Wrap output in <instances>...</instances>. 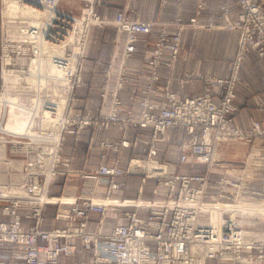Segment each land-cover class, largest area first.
Masks as SVG:
<instances>
[{
  "label": "built area",
  "instance_id": "1",
  "mask_svg": "<svg viewBox=\"0 0 264 264\" xmlns=\"http://www.w3.org/2000/svg\"><path fill=\"white\" fill-rule=\"evenodd\" d=\"M79 1L85 5L80 18L66 9L67 4L73 5ZM231 1L223 0V21L220 27L240 32L233 73L228 78L188 73L182 81L200 80L204 89L202 94L179 95L170 89L168 81L162 98L157 100L154 96H160L161 91L154 86V82L159 79L156 70L158 67L170 68L181 58L184 32L201 28L197 17L189 21H184L181 16L169 21L143 20L130 18L127 8L118 12L115 17H102L97 11V7L102 4L101 0H19L21 5L52 11L49 18L43 17L45 21L42 25L34 28L26 19L19 17L12 20L4 16V0H0L2 74L5 68L12 69L9 67L14 64L25 65L22 69H27L32 58L39 54L45 43L52 47H65V52L55 54L53 60L62 68L68 67L70 63L72 66V70L55 79L60 81L49 77L50 86L36 92L38 102L34 98L33 102L28 103L31 107L23 110L30 115L34 114L33 125H28L25 133L13 135L11 142L7 141L13 147V155L1 159L2 162L24 163L34 169V165L46 163L50 164L48 173L51 174H46L44 183L42 174H26L27 184L44 189L41 190V199L44 201L39 208L32 204L29 196L19 200L17 196H4L0 192V214L12 218L10 222L0 219V246L10 243L19 250L1 256L0 262L64 264L61 257L75 255L79 250V246L71 242L78 239L82 250L91 252L88 264H264V241L254 240L253 234L249 233L263 229L261 226L264 225V216H255L247 211H240L239 215L229 213L231 207L237 205V198L241 194L264 200V121L253 119L247 129L237 126L235 122L240 59L253 50L264 60V0H236L240 8L236 19L229 17ZM108 26L114 27L118 33H126L123 62L116 83L117 91L131 89L132 81L127 74L126 63L137 52L141 36L157 31L155 40L150 42L151 48L143 58L152 71L149 86L144 91L145 96L139 103V117L133 115L132 108L122 102L117 92L113 93V101L107 112L75 110L77 89L84 83L82 71L85 51L93 28L101 27L105 30ZM71 35L73 40L66 42ZM38 41L40 48L37 46ZM8 57L10 60L6 62ZM111 68L110 66L106 72L101 86L103 97L108 92ZM63 79L66 80L65 83ZM254 104L264 115V93L261 98L254 97ZM9 113L10 108L6 111V107H0V132L3 130V118ZM85 127L99 130L152 128L147 160L159 163L165 174H146L144 178L157 180L158 186L169 189V195L166 198L140 199L136 202L123 199H118L122 203L96 202L94 198L100 197L95 189L100 184L108 187L104 198L114 199L111 197L112 191L117 188L114 179L123 174L118 166L101 165L94 173L82 174L83 178L97 184L93 191L87 189L81 196H51L49 184L56 174L55 168L71 162V158H63L60 154L64 133L78 134ZM171 128L181 129L189 136L180 146V163L206 164L209 168L219 166L225 169L214 183L211 181V171L177 174L175 166L155 159V142L164 141L165 138L160 136ZM29 130L34 132L30 133ZM221 139L246 146L248 156L242 165H232L231 168L220 164L223 159L214 160L215 142ZM130 145L128 140L123 139L115 146L122 149ZM10 177L9 182L16 179V175ZM256 183L260 184L259 189L254 188ZM157 191L155 189L154 192ZM56 204L59 207L55 220L66 222V226L43 227L45 208ZM214 205H221L222 208L212 209ZM123 206H129L132 210L123 212ZM109 208H119L118 218L125 217L128 223L117 224L110 233L88 232L91 214L100 213L103 216L100 220L102 225ZM19 209L29 211L28 217L35 219V224L28 230L22 226ZM139 209H147L148 215L140 217Z\"/></svg>",
  "mask_w": 264,
  "mask_h": 264
},
{
  "label": "crops",
  "instance_id": "2",
  "mask_svg": "<svg viewBox=\"0 0 264 264\" xmlns=\"http://www.w3.org/2000/svg\"><path fill=\"white\" fill-rule=\"evenodd\" d=\"M101 2L102 5L97 7V11L102 17H115L118 12L126 8L130 18H141L143 20L160 19L169 21L181 16L184 21H189L191 18L197 17L201 28L188 29L184 32L181 58L170 68H157L156 73L159 79L154 82V85L160 89L161 95L154 96L155 99L160 100L162 98V92L168 81L170 82L168 84L170 89L179 95L197 96L202 94L204 89L200 80L182 81L188 73L210 74L220 78L230 77L238 53L240 32L220 27L223 21L221 9L223 0H167L165 5L162 4L161 0H101ZM239 14V5L236 0H232L230 3V19H236ZM156 32L154 30L151 34L141 36L137 44V52L126 63L127 74L132 81L131 89L129 91H117L115 80L123 61L126 33H118L112 26L107 27L105 30L96 27L94 36L98 39L91 49L90 58L85 63L84 83L77 89L78 100L74 104L75 110L90 113H96L99 110L107 112L112 103L113 93L117 92L122 102L132 108L133 115L139 117L141 111L139 100L144 95L143 90L149 83L151 73L150 68L143 62V56L151 48L150 42L155 40ZM246 56L255 57L264 68V60L256 51L251 50ZM110 66L113 68V80H110L107 95L103 97L101 86L104 83L107 68ZM250 68L252 69L251 64L249 65ZM240 77L242 82L240 81L236 85L237 98L235 104L238 111L235 122L237 126L247 129L251 126L253 119L264 121V115L255 107L252 101L253 96L262 97L264 80L262 84H259L260 78L258 75L254 78H248V80L242 74ZM152 135L153 129L150 127L138 129L129 127L126 130L118 128L98 130L97 128L87 127L77 137L71 135L67 138L62 154L64 156L71 155L73 157V167L78 169L92 170L100 164L111 165L114 159L118 160L119 166L125 168L133 159L141 158L148 161L149 147L141 142L138 146L131 145L118 150L103 147L102 143H113L123 139L133 142L138 137L150 139ZM165 138V141L156 142L157 154L155 158L160 159L159 161L173 163L178 174H194L199 165L183 164L179 161L180 145L188 140L187 133L178 128H171L166 131ZM230 146L232 145H221L218 150L220 156L228 151ZM174 149H176L175 153ZM140 178L141 183L135 184L137 179L140 180ZM60 182L61 186H55L51 189L55 195L77 196L81 193L80 181L65 183V186L62 185L64 181ZM118 182L120 189L113 192L116 197H136L139 193L141 197L153 199L154 196L166 198L169 195V189L158 186L155 179L133 175L128 176V178H119ZM155 189H158L157 193L153 192ZM106 193V188L103 186L98 189L97 195L100 197L106 195ZM103 199L105 198L100 197L98 200ZM109 202L122 203L118 199H110ZM56 210L57 207L52 205L45 208L43 227L66 226V222L56 221L53 218ZM126 210L130 211L132 209ZM148 213L147 209L138 210L140 217H146ZM28 214L29 211H20L22 226L25 230L35 224V219L28 217ZM99 217L98 212L92 214L88 223V231L95 232L100 228L102 233H110L117 224L128 223L127 218L117 217L114 208L108 209L101 227H99ZM0 219L7 222L12 220L11 217L4 215H0ZM71 242L77 246L80 244L78 239H73ZM18 251L17 246L14 244L1 245L0 261L1 256ZM90 256L91 252L89 250H78L75 255L61 257V262L64 264H88ZM0 264L9 263L0 262Z\"/></svg>",
  "mask_w": 264,
  "mask_h": 264
},
{
  "label": "rangeland",
  "instance_id": "3",
  "mask_svg": "<svg viewBox=\"0 0 264 264\" xmlns=\"http://www.w3.org/2000/svg\"><path fill=\"white\" fill-rule=\"evenodd\" d=\"M166 1L167 0H161V2H162V4L163 5H165L166 4ZM102 3V2H101ZM102 5V4H101ZM100 6V5H99ZM84 8H85V5H84V3L83 2H78V3H76V4H73V5H71L70 3L69 4H67V6H66V9H67V11H71L72 12V14L75 16V17H78V18H80L81 16H82V13H83V10H84ZM0 11H1V6H0ZM109 27V26H108ZM96 27H94L93 28V31H92V37H91V39H90V43H89V45H88V48L86 49V51H85V56H86V58L84 59L85 61H84V67H83V71H82V73H83V75H82V78H83V80H84V70H85V63H86V61L90 58V54H91V49L95 46V42L97 41V39L98 38H96L95 36H94V29H95ZM68 38V43H70L72 40H71V37L70 36H68L67 37ZM66 42H67V40H66ZM248 53V52H247ZM247 53H245L244 55H243V57L240 59V62H239V68H238V70H237V76L239 77V80H238V82H240L241 81V74H242V76L245 78V79H247L248 80V78L250 79V78H254V77H256L257 75L259 76V78H260V83L259 84H262V82H263V80H264V68H263V66H262V64H261V62L260 61H258V60H256V58L255 57H252V56H246V54ZM81 54H84V52L83 51H81ZM145 54H146V52H145ZM145 54H144V56H145ZM238 54V53H237ZM1 56H2V49H1V45H0V92H4L5 91V89H6V91H10L11 93H13V95H16V94H19V96L22 98L21 99V101L22 102H24V103H26L27 105H28V103H30V102H33V100H34V98H36L37 97V94H36V92H38V90H36L33 86H29V83L25 80H22L21 82H20V84H9V87H16L15 89H10V88H6V83L4 82V77H3V74H2V72H1V68H2V58H1ZM144 56H143V58H144ZM237 56L238 55H236V58H237ZM247 57V58H246ZM35 58H37V56L36 57H34V58H32V59H35ZM247 59V60H246ZM236 60V59H235ZM19 61V60H18ZM123 62V61H122ZM143 62H144V59H143ZM16 63V62H15ZM251 64V66H252V69L250 68L249 69V65ZM148 67H149V65H147ZM15 67V68H14ZM22 67H25V65H20V64H17V65H13V66H10L9 68H12V69H18V70H21L22 69ZM28 69H29V66L27 67ZM150 68V67H149ZM110 69V67H108L107 68V71ZM26 70V68L23 70V71H25ZM150 70H151V68H150ZM106 71V72H107ZM152 71V70H151ZM23 73H25V72H23ZM111 73H112V76H111V78H110V80L112 81L113 80V68H111ZM119 73H120V69H119V72H118V74H117V77H116V80H115V82L117 83V79H118V76H119ZM232 73H233V71H232ZM106 74V73H105ZM150 75H151V73H150ZM24 76L26 77L27 75L26 74H24ZM3 77V78H2ZM149 78H150V76H149ZM243 79V78H242ZM242 82V81H241ZM246 82H249V81H246ZM150 83V82H149ZM149 83H148V85H147V87L149 86ZM203 84V83H202ZM13 85V86H12ZM82 86V85H81ZM80 86V87H81ZM155 86V85H154ZM147 87L143 90V96H142V98L145 96V93H144V91L147 89ZM7 89H10V90H7ZM165 89V88H164ZM244 89V88H243ZM42 92H43V90H42ZM50 93V92H49ZM263 94V93H262ZM41 95H44V94H42L41 93ZM237 95V94H236ZM262 96V95H261ZM14 97V96H13ZM17 96H15V98H16ZM254 97H256V96H253V99H252V101L254 102ZM141 98V99H142ZM43 99V98H42ZM140 99V100H141ZM36 100H37V98H36ZM140 100H139V103H140ZM112 101H113V97H112ZM112 104V103H111ZM255 105V104H254ZM237 106V105H236ZM1 107H6V111H8V109L10 108V104L8 103V101H6V103L3 105V106H1ZM238 111V110H237ZM90 113V112H89ZM8 119H9V115H6L4 118H3V122H2V128H3V130H2V132H0V152L2 153V154H4L3 155V157L0 155V177L1 176H9L8 177V180L10 181V179H11V175H16V184L17 185H19V186H21V185H23V184H27V181H26V174H28V173H33V172H37L38 174H42V177H41V179H42V183H44V177L46 176V173H47V171L48 170H50V164H46V163H40V164H36V165H34L36 168L34 169L33 167H30V165H27V164H24V163H4V162H2L1 161V159H7L8 157H10V156H12L13 155V150H12V145H11V143H7V141L8 142H11L12 140H10V139H13V135H18V134H16V133H25L24 131L23 132H15V131H12V130H9V129H7V127H6V124H7V122H8ZM85 128H87V127H85ZM85 128H83V129H85ZM93 128H95V127H93ZM129 128V127H128ZM83 129H81L80 130V132L83 130ZM99 130V129H98ZM11 131L12 132H14V133H11ZM80 132L77 134V133H70V132H66V133H64V142H63V147H62V149H61V157H63V158H71V162L68 164V165H66V164H60L59 166H58V168L56 169L55 168V170H56V174H55V176H53L52 177V181H50V184H49V193H50V195L51 196H54V197H60V196H62V194H60V195H55L54 193H52V188L53 187H55V186H61V182L60 181H64L63 183H62V185L63 186H65V183H67V184H69V183H71V182H73V181H80V183H81V193L79 194V195H77V196H81V195H84V194H82V193H84V191L85 190H90V191H93V189L96 187V183L94 182V181H90L89 179H86V178H83L82 177V174H84L85 175V173H94L95 172V170L99 167V166H101V165H109V164H100L97 168H95V169H92V170H87V169H78V168H75V167H73V164H72V160H73V157L70 155V156H64L63 154H62V151L65 149V144H66V141H67V138L69 137V136H71V135H74L75 137H77L79 134H80ZM160 137H164L165 138V134L164 135H161ZM166 139V138H165ZM150 140H151V138L150 139H141V138H137V139H135L133 142H130V144L131 145H134V146H138L141 142L142 143H144L146 146H148L149 148H150ZM6 141V142H5ZM165 141V140H164ZM120 141H116V142H113V143H102V146L103 147H106V148H112V149H118V150H120V148L118 147V146H115L117 143H119ZM183 143V142H182ZM181 143V144H182ZM155 144H156V142H155ZM232 146H230L229 148H228V151H225L223 154H222V156L220 157V158H218V159H223L224 161L222 162V163H220L221 165H225V166H228V167H231L232 165H235V166H238V165H242V162H244L245 160H246V158H247V153H246V146L244 145V144H241V143H239V142H233V143H230ZM130 145V146H131ZM236 145V146H235ZM130 146H128V147H130ZM181 146V145H180ZM4 149H3V148ZM155 149H156V145H155ZM149 151V150H148ZM223 151V150H222ZM176 152V149H174V153ZM103 157H104V155H103ZM156 159V158H155ZM158 159V158H157ZM156 159V160H157ZM140 160H146V159H141V158H139V159H133L132 160V162H131V160H130V163H128L127 165H126V167L125 168H123V167H121V166H119V163H118V160L117 159H114V162H113V164H111V166H118L122 171H123V174H121V175H118V176H116L115 177V182L117 183V188L116 189H114L113 191H112V193H111V197L112 198H114V199H123V200H126V201H138V200H140V199H143V200H153V199H159L158 197H155L154 196V198L153 199H146V198H144V197H141V195L138 193L137 194V196L136 197H129V198H127V197H124V196H122V197H116V196H114V194H113V192L115 191V190H117V189H120V185H119V182H118V179L119 178H128V176H141V177H145V175L147 174L148 175V172H139V171H137V172H135V171H132L130 168H131V165H132V163H135V164H139L138 162L140 161ZM160 160V159H159ZM137 161V162H136ZM162 161V160H161ZM163 163H167V162H165V161H162ZM16 164V165H15ZM172 165H173V163H171ZM15 165V166H14ZM195 165V164H194ZM196 165H199L198 167H197V170L195 171V173L197 174V173H204V172H207V171H211V181H212V183H214V181L218 178V175L220 174V173H223V171L225 170L224 168H220L219 166L218 167H208L206 164H202V165H200V164H196ZM52 166V165H51ZM30 167V168H29ZM196 167V166H195ZM232 168V167H231ZM58 171V172H57ZM178 174V173H177ZM63 178V179H62ZM41 179H40V181H41ZM151 179H153V178H151ZM139 181V182H138ZM141 178H140V180H138L137 179V181H136V183L135 184H137V183H141ZM157 181V180H156ZM138 184V185H139ZM157 184H158V181H157ZM105 187L106 188V192L108 191V187L106 186V185H99L98 187H96V194H97V192H98V189L100 188V187ZM122 188H124V187H122ZM254 188H257V189H259L260 188V184L259 183H256V185H254ZM155 191V190H154ZM153 191V192H154ZM211 191H213L214 192V190L212 189ZM107 194V193H106ZM65 196V195H64ZM70 196V195H69ZM72 196V195H71ZM97 196H99V195H97ZM106 195H104V196H100V197H102V198H104ZM125 201V202H126ZM135 202H132V203H135ZM126 203H131V202H126ZM127 205H129V204H127ZM52 206H56L57 208L59 207V205H52ZM63 206H65V205H63ZM68 206V205H67ZM131 209V207H129V206H123V208L121 209L123 212L124 211H128V210H126V209ZM1 209V208H0ZM115 209V212H116V215H117V217H118V210H119V208H114ZM124 209V210H123ZM21 210H24V209H19V211H21ZM56 214V213H55ZM93 214V213H92ZM92 214H91V216L90 217H92ZM100 214V213H99ZM1 215V214H0ZM106 217V216H105ZM105 217H104V220H105ZM44 218V217H43ZM53 218L55 219V215L53 216ZM103 219V216L100 214V217H99V225L101 224L100 223V220H102ZM90 220H91V218H90ZM264 224V223H263ZM99 227H101V225L99 226ZM263 229L262 230H264V225H262L261 226ZM87 231H88V227H87ZM98 231H101L100 230V228H99V230H97V231H95V232H98ZM88 232H90V231H88ZM95 232H91V233H95ZM102 232V231H101ZM79 250H82V245L81 244H79ZM70 257V256H69ZM216 264V263H215Z\"/></svg>",
  "mask_w": 264,
  "mask_h": 264
},
{
  "label": "bare ground",
  "instance_id": "4",
  "mask_svg": "<svg viewBox=\"0 0 264 264\" xmlns=\"http://www.w3.org/2000/svg\"><path fill=\"white\" fill-rule=\"evenodd\" d=\"M4 8L2 10V13L4 16L10 17L12 20H15L16 18L21 17V19H26V21L29 23L30 26H33L34 28H38L40 25L43 24L45 20H43V17L50 16L52 14V11L48 10H39L34 9L33 7L29 5H21L19 0H4ZM64 13H66L64 10H62ZM25 29V27H24ZM71 40H73V36L71 35ZM68 41V38H67ZM40 41L37 42V46L40 48ZM65 47L58 48V47H52L49 44H44L41 48V51H39V54L37 55V58L32 59L29 63V69H26V72L23 73V69L21 71L18 70H12L5 68V72L3 73L4 82L6 83V88L15 89L16 87H9V84H20L22 80H26L31 86H33L36 90L42 89L43 87L50 86V78L55 80L57 77H62L66 74V71L69 72L72 70L71 63L68 67L62 68L55 64L53 60V56L55 54H62L65 51ZM10 58H6L5 61L9 62ZM24 74L27 76L25 77ZM60 81V80H55ZM66 80L63 79V83H65ZM13 86V85H12ZM7 89V90H10ZM53 89H56L54 87ZM14 96V97H13ZM15 96H17L15 98ZM21 97L19 94L13 95L10 91H5L0 94V107L8 101L10 104V113H9V119L6 124L7 129L17 132H22L26 130L28 125H33L34 122V114L30 115L28 112H24V109H28L31 106H28L26 103L21 101ZM35 102H38V100H35ZM30 133L34 132L33 130H29ZM223 144H230L227 141L221 139L215 142V149L213 151V158L214 160L220 158V154L218 152L219 147ZM1 147V146H0ZM3 148V147H2ZM4 149V148H3ZM2 152V151H1ZM0 152V155L3 157L4 154ZM218 161V160H217ZM139 164L132 163L131 170L132 171H139V172H148V174L152 175H163L165 174L164 169L161 168L159 163L153 162V161H144L140 160L138 162ZM16 165V164H15ZM14 165V166H15ZM160 170V171H159ZM248 173H250L249 169H246ZM46 174H49L48 171ZM51 174V173H50ZM49 174V175H50ZM7 176L0 177V192L3 193L4 196H17L22 200V197L29 196L31 198L32 204L35 205L37 208H39L43 201L41 199L42 197V191L44 190L40 188V186H30L29 184H23L21 186L14 184V179L12 182H9ZM49 182V178L47 181V184ZM36 196V197H35ZM110 200V199H109ZM109 200L103 199L98 200L94 198V201L99 203H108ZM221 205L213 206L212 209H218L220 210L222 207ZM240 211L252 214L254 213L255 216L263 215L264 216V200L258 199V198H248L246 195H239L237 198V205L232 206L229 213L232 215H239ZM250 234H253L252 237L254 240L257 241H264V230L258 229V231H249Z\"/></svg>",
  "mask_w": 264,
  "mask_h": 264
}]
</instances>
